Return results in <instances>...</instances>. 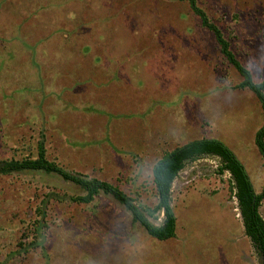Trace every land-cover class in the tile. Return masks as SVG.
<instances>
[{
	"label": "rangeland",
	"instance_id": "rangeland-1",
	"mask_svg": "<svg viewBox=\"0 0 264 264\" xmlns=\"http://www.w3.org/2000/svg\"><path fill=\"white\" fill-rule=\"evenodd\" d=\"M197 1L261 81L264 0ZM241 80L187 3L0 0V160L35 158L43 141L48 159L143 208L158 201L155 161L202 136L226 142L262 190L264 113ZM218 167L207 156L181 170L166 240L110 195L79 203L85 190L57 174H0V264H259Z\"/></svg>",
	"mask_w": 264,
	"mask_h": 264
},
{
	"label": "trees",
	"instance_id": "trees-1",
	"mask_svg": "<svg viewBox=\"0 0 264 264\" xmlns=\"http://www.w3.org/2000/svg\"><path fill=\"white\" fill-rule=\"evenodd\" d=\"M175 1L187 3L193 13L198 16L200 25L213 34L221 54L242 76V80L235 87L250 89L258 98L264 113V78L261 81L254 79L252 71L244 66L232 51L230 41L224 32L211 19L206 10L198 4L197 0ZM255 144L263 158L264 165V124L256 131ZM207 156L218 159L219 174L224 172L230 174L229 184L232 195L237 200L245 234L249 237L253 249L258 255L259 264H264V217L260 212V206L264 199V184L262 190L257 192L244 162L220 138L202 136L189 140L165 151L155 161L152 167V178L158 201L153 207L143 208L132 196L110 181L69 171L48 159L43 141L39 142L38 155L35 158L0 160V174L21 171H44L57 174L85 190L83 195L70 197L71 200L79 203H89L99 193L110 195L131 213L132 220L139 222L149 235L159 240H166L175 237L177 230L178 218L172 205L173 183L187 163ZM41 210L43 209L39 208L40 212ZM160 212L163 213V217L159 223H155L149 218L151 216L154 219H159Z\"/></svg>",
	"mask_w": 264,
	"mask_h": 264
}]
</instances>
